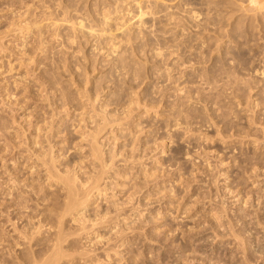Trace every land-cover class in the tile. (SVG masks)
Listing matches in <instances>:
<instances>
[{
  "label": "rangeland",
  "instance_id": "374dc122",
  "mask_svg": "<svg viewBox=\"0 0 264 264\" xmlns=\"http://www.w3.org/2000/svg\"><path fill=\"white\" fill-rule=\"evenodd\" d=\"M0 48V264L264 250V0H0Z\"/></svg>",
  "mask_w": 264,
  "mask_h": 264
},
{
  "label": "bare ground",
  "instance_id": "6f19581e",
  "mask_svg": "<svg viewBox=\"0 0 264 264\" xmlns=\"http://www.w3.org/2000/svg\"><path fill=\"white\" fill-rule=\"evenodd\" d=\"M39 32H42V30H40ZM23 47H25V44L23 45ZM57 114H58V110H55V111L52 112V116L54 118H55V116H57ZM53 117H52V121L50 122V125L54 123V118ZM44 125H46V124L45 123L42 124V126H44ZM39 128H40V126H39ZM50 128H52V127H50ZM46 130H49V129L45 128V131ZM37 155H39V154H37ZM37 155H36V157H38ZM96 155H97V153H95V158L98 157ZM43 159H44L43 156H42V158L40 156V158H38V162L40 161L39 162V166H41L42 173L46 176L47 181L56 180L58 178H61L60 175H59V172L57 170L58 168H57V164H56L55 160H52L51 162H46ZM97 159H100V157H98ZM36 162H37V160H36ZM66 183H65L66 184L65 185V189H66V192H67V198L70 201L73 200V202L71 203L72 207L70 206V209L75 210V209H77V206H79V205H77V202H76V193H77L79 188L77 186H75L74 181H72V182L68 181ZM88 184L89 183L87 181L83 182L82 185H81V188H85V186L88 185ZM96 193L98 194L97 197H99L101 195V189H100V187L98 185L95 186L94 188L89 189L87 191L86 197L84 198L86 205L88 204V202H91L94 199ZM85 203L83 202V205H85ZM70 209H69V212L71 211ZM80 228H81V231H86L87 230V227L84 224L81 225ZM39 231H40V229H39ZM214 239L216 240L217 237L214 238ZM58 240H59V238L56 240L57 243H55V242L53 243L52 248H51V254H50L51 256H50V258H48V260L46 262H44V264H57L61 260L62 251H61L60 241L58 242ZM60 240H61V238H60ZM234 240H235L234 243H232V242L228 243L231 246H233V249H236L235 255L231 257L232 260L228 264H257V262L255 263L256 260L254 259V254L255 253L258 254L260 252L259 253V255H260L264 250L262 252L261 251L258 252L256 249H254V251L251 252L249 250L248 246L243 244V240L241 239L240 236H238ZM253 248L251 247V249H253ZM259 249L260 248H258V250ZM216 254H217V251H215L214 249H211L210 252L207 253V256L204 257V258L197 259V258L193 257V258H185V259H183V258L179 257L178 259L183 264H218V263H221V262H218V263L215 262V259H217L216 258ZM260 256L263 258L264 254H263V256L262 255H260ZM107 258L110 259V255L109 254H107ZM218 261H220V260H218ZM35 264H42V260L40 262L36 261ZM100 264H103V263L100 262ZM221 264H223V263H221Z\"/></svg>",
  "mask_w": 264,
  "mask_h": 264
}]
</instances>
